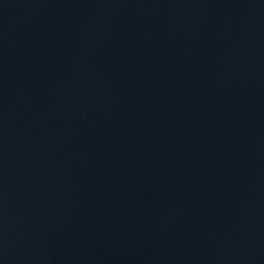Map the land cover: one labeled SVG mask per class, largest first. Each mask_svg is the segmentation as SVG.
I'll return each instance as SVG.
<instances>
[{
    "label": "water",
    "instance_id": "1",
    "mask_svg": "<svg viewBox=\"0 0 264 264\" xmlns=\"http://www.w3.org/2000/svg\"><path fill=\"white\" fill-rule=\"evenodd\" d=\"M0 264H264V0H0Z\"/></svg>",
    "mask_w": 264,
    "mask_h": 264
}]
</instances>
